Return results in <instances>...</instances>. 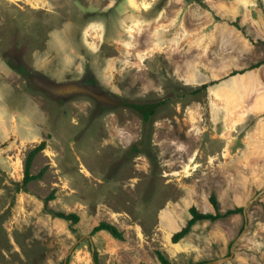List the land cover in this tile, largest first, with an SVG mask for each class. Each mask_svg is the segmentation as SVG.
<instances>
[{
	"label": "rangeland",
	"instance_id": "1",
	"mask_svg": "<svg viewBox=\"0 0 264 264\" xmlns=\"http://www.w3.org/2000/svg\"><path fill=\"white\" fill-rule=\"evenodd\" d=\"M258 37L264 0H0V264H264Z\"/></svg>",
	"mask_w": 264,
	"mask_h": 264
},
{
	"label": "trees",
	"instance_id": "2",
	"mask_svg": "<svg viewBox=\"0 0 264 264\" xmlns=\"http://www.w3.org/2000/svg\"><path fill=\"white\" fill-rule=\"evenodd\" d=\"M231 23H234L238 28H240L242 30V32L249 37L252 41L253 38L252 36L246 31V26L245 24H241L239 23L237 20L232 21ZM259 40H263L264 37H258ZM259 65L254 64V66ZM238 72V70H232L230 71V74H234ZM216 82L215 80L212 82L210 81V83H214ZM207 83H203L200 87H196L194 89V92H199L202 88H206ZM123 104L132 106L133 108H135L140 114L141 116L144 118V120H149V117L151 115H153L155 113V108H156V104L155 103H144V102H136V101H124L122 102ZM45 140L41 141L38 145H36L34 148H32L25 159V163H24V173H23V178H22V184L21 186H19V188L22 189H27V183L29 181H31L32 179H35L37 177H40L43 173V170H39L37 173H31L30 172V167H31V163H32V159L34 157V155L41 150L42 148L45 147ZM136 143L133 144L134 149H136ZM53 197V192L51 191L49 194H47L44 197V202H47L48 199ZM209 200L214 208V211H201L199 210L196 206L192 205L189 208V213L190 216L187 219L186 223L177 231H175L172 235V240L173 241H177L179 238H181L182 236H184L189 229L191 228V226L198 220L200 219H216L218 217L221 216H225L228 215L230 213L236 212V211H242L243 208L242 206H237V207H233V208H227L225 211H221L219 209V204H218V199L216 197V195L214 193H212L209 197ZM45 209L47 211H50L53 215H56L58 217H62L66 220H68L69 222V226L72 230H76V226L74 225L75 223H77V221L79 220V214L74 212V211H69V212H65L63 210H54L52 208H49L48 206H45ZM99 229H107L109 230L113 235L115 236H122V230L120 228H118L114 223H111L109 221H100L99 223H97L96 225L93 226L92 228V232L99 230ZM157 256L158 259L160 260V262L162 264H171L170 260L168 259L167 256H165V254H163V252L161 250H157ZM93 257L94 260H97V252L93 249ZM217 264V263H213L212 261H199V262H195L193 264Z\"/></svg>",
	"mask_w": 264,
	"mask_h": 264
},
{
	"label": "water",
	"instance_id": "3",
	"mask_svg": "<svg viewBox=\"0 0 264 264\" xmlns=\"http://www.w3.org/2000/svg\"><path fill=\"white\" fill-rule=\"evenodd\" d=\"M216 261L215 260H213V263H215Z\"/></svg>",
	"mask_w": 264,
	"mask_h": 264
}]
</instances>
